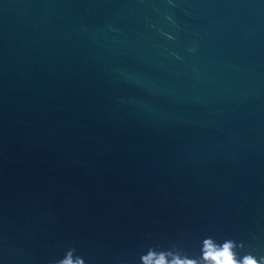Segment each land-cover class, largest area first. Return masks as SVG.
I'll return each mask as SVG.
<instances>
[{
  "label": "water",
  "instance_id": "1",
  "mask_svg": "<svg viewBox=\"0 0 264 264\" xmlns=\"http://www.w3.org/2000/svg\"><path fill=\"white\" fill-rule=\"evenodd\" d=\"M264 264V0H0V264Z\"/></svg>",
  "mask_w": 264,
  "mask_h": 264
},
{
  "label": "snow or ice",
  "instance_id": "2",
  "mask_svg": "<svg viewBox=\"0 0 264 264\" xmlns=\"http://www.w3.org/2000/svg\"><path fill=\"white\" fill-rule=\"evenodd\" d=\"M229 264H230V262H229ZM249 264H254V262H252V261H249Z\"/></svg>",
  "mask_w": 264,
  "mask_h": 264
}]
</instances>
